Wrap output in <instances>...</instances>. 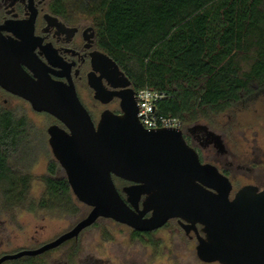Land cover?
<instances>
[{
	"label": "water",
	"instance_id": "obj_1",
	"mask_svg": "<svg viewBox=\"0 0 264 264\" xmlns=\"http://www.w3.org/2000/svg\"><path fill=\"white\" fill-rule=\"evenodd\" d=\"M104 58L111 62L117 79L127 80L112 85L130 94L117 93L122 97L120 114L106 109L95 122L75 85L56 81L47 73L33 76L32 63L0 27V86L61 123L48 127L49 145L72 193L90 207L85 217L54 240L5 254L0 264L78 239L100 218L140 232L156 231L177 219L187 235L194 234L202 262L264 264V188L246 184L232 196L230 178L215 164L201 161L182 129L144 127L131 81L115 61ZM90 85L101 102L113 98L100 83L90 81ZM114 176L129 182L122 188L126 197Z\"/></svg>",
	"mask_w": 264,
	"mask_h": 264
},
{
	"label": "trees",
	"instance_id": "obj_2",
	"mask_svg": "<svg viewBox=\"0 0 264 264\" xmlns=\"http://www.w3.org/2000/svg\"><path fill=\"white\" fill-rule=\"evenodd\" d=\"M53 3L90 17L99 29L102 48L124 69L136 90L148 87L161 94L157 113L179 118L181 129L200 127L190 125L206 111L223 110L264 88V0ZM27 130L25 116L0 105V192L10 205L24 200L30 183L29 175L10 161ZM42 179L46 197L39 205L70 211L75 207L70 184L56 159L49 162ZM114 181L126 197L122 188L129 182L116 176ZM132 231L136 236L154 232Z\"/></svg>",
	"mask_w": 264,
	"mask_h": 264
},
{
	"label": "rangeland",
	"instance_id": "obj_3",
	"mask_svg": "<svg viewBox=\"0 0 264 264\" xmlns=\"http://www.w3.org/2000/svg\"><path fill=\"white\" fill-rule=\"evenodd\" d=\"M81 95L97 121L105 107L97 104L90 91ZM0 105L27 119L23 145L10 161L15 169L30 177L23 201L10 205L0 192L1 257L54 240L85 217L90 207L74 194L75 207L71 211L39 205L46 197L42 177L54 158L47 129L56 122L17 96L0 92ZM196 125L201 132L217 136L221 143L222 150L212 143L203 151V157L227 172L234 188L232 196L246 184L264 187V88L243 95L223 110L206 111L190 127ZM71 240L39 255L22 256L3 264H220L202 262L196 254V238L187 235L175 219L150 235L136 236L132 228L100 218L83 230L76 241Z\"/></svg>",
	"mask_w": 264,
	"mask_h": 264
},
{
	"label": "flooded vegetation",
	"instance_id": "obj_4",
	"mask_svg": "<svg viewBox=\"0 0 264 264\" xmlns=\"http://www.w3.org/2000/svg\"><path fill=\"white\" fill-rule=\"evenodd\" d=\"M0 27L1 33L14 41L32 63L33 76L35 72L47 73L56 81L73 83L85 106L81 92L88 90L94 97L95 90L90 81L100 83L106 93H113V98L103 103L94 97L97 104L105 107L103 111L109 109L116 114L122 112V97L117 93L128 97L130 91L124 87H114L112 83L127 80L115 77L114 67L104 56L115 60L102 48L99 29L84 12L56 7L53 0H0ZM117 65L131 81L130 86L136 96L137 90L131 78L118 63ZM24 67L29 70L26 65ZM0 92L16 96L1 86ZM89 112L92 115L90 110ZM200 130V127L187 130L184 137L197 150L201 161L206 163L204 150H208L212 143L220 150L222 148L217 136ZM218 168L223 172V169Z\"/></svg>",
	"mask_w": 264,
	"mask_h": 264
},
{
	"label": "built area",
	"instance_id": "obj_5",
	"mask_svg": "<svg viewBox=\"0 0 264 264\" xmlns=\"http://www.w3.org/2000/svg\"><path fill=\"white\" fill-rule=\"evenodd\" d=\"M138 106V118L144 127L157 128H182V122L177 117L160 115L157 113L156 101L162 97L157 91L148 87L141 88L136 92Z\"/></svg>",
	"mask_w": 264,
	"mask_h": 264
}]
</instances>
